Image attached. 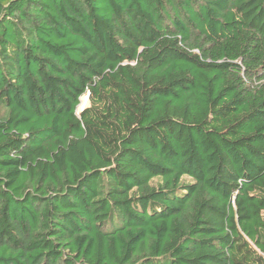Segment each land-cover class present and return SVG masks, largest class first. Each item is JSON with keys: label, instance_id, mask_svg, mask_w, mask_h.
Instances as JSON below:
<instances>
[{"label": "trees", "instance_id": "obj_1", "mask_svg": "<svg viewBox=\"0 0 264 264\" xmlns=\"http://www.w3.org/2000/svg\"><path fill=\"white\" fill-rule=\"evenodd\" d=\"M0 264H264V0H0Z\"/></svg>", "mask_w": 264, "mask_h": 264}, {"label": "water", "instance_id": "obj_2", "mask_svg": "<svg viewBox=\"0 0 264 264\" xmlns=\"http://www.w3.org/2000/svg\"><path fill=\"white\" fill-rule=\"evenodd\" d=\"M86 97H87V102H88V99H89V94H88V93L86 94ZM80 100H81V99H80ZM88 104H89V102H88ZM88 107H89V105H88V106H84V107H82L78 113H81L84 109H86V108H88Z\"/></svg>", "mask_w": 264, "mask_h": 264}, {"label": "rangeland", "instance_id": "obj_3", "mask_svg": "<svg viewBox=\"0 0 264 264\" xmlns=\"http://www.w3.org/2000/svg\"><path fill=\"white\" fill-rule=\"evenodd\" d=\"M82 102H83V106H82V107H84V106H88V105H89L88 102L86 101V98H84ZM79 111H80V109L78 108V109H77V113H78ZM78 114H79V113H78Z\"/></svg>", "mask_w": 264, "mask_h": 264}, {"label": "bare ground", "instance_id": "obj_4", "mask_svg": "<svg viewBox=\"0 0 264 264\" xmlns=\"http://www.w3.org/2000/svg\"><path fill=\"white\" fill-rule=\"evenodd\" d=\"M86 101H87V97H86Z\"/></svg>", "mask_w": 264, "mask_h": 264}, {"label": "clouds", "instance_id": "obj_5", "mask_svg": "<svg viewBox=\"0 0 264 264\" xmlns=\"http://www.w3.org/2000/svg\"><path fill=\"white\" fill-rule=\"evenodd\" d=\"M81 99V98H80Z\"/></svg>", "mask_w": 264, "mask_h": 264}]
</instances>
